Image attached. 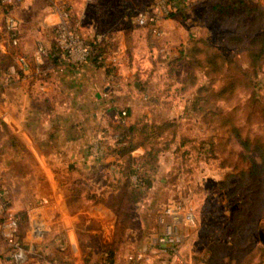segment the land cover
<instances>
[{
  "label": "crops",
  "instance_id": "0c3cea01",
  "mask_svg": "<svg viewBox=\"0 0 264 264\" xmlns=\"http://www.w3.org/2000/svg\"><path fill=\"white\" fill-rule=\"evenodd\" d=\"M129 1L71 2V14L78 10L84 19L88 30L83 36L86 42L93 40L94 34L88 32L95 24L112 25L108 35L112 46L103 49V56L106 64L114 66V71L95 65L91 59L77 65L54 57L50 28L59 22V17L50 0H13L9 5L19 21V46L8 49L0 42V60L6 61L0 64V189L8 190L11 210L23 222L21 237L29 248L23 264H102L104 254L112 245L116 210L123 190L107 194L105 203L94 201L86 206L81 201L86 199L94 182L92 178H72L70 174L73 169L87 172L99 165L89 154L91 142L96 138L115 142L119 106H134L136 90L125 79L130 80L135 66L133 60L125 57L123 41L125 34L132 35L145 49L148 41L129 33V28L121 29V25L131 19L125 13L131 6ZM204 1L170 0L175 11L160 22L161 40L165 45L153 46L154 53L165 49L172 54L175 46L185 44L193 24L189 15ZM146 4L148 8L151 0H146ZM141 28L149 31L148 27ZM39 43L48 51L43 59L36 57ZM16 51L28 56L29 67L24 73L9 76L7 67L13 62ZM119 77L125 81L120 85L113 81ZM74 94L81 99L70 103L69 98ZM45 103L51 108L45 107ZM104 159L107 167L116 157L109 154ZM60 171L69 177L62 176ZM16 182L20 184L21 195L15 200L17 196H13L10 188ZM73 182L74 187L66 190ZM94 189L97 196L103 195V189L100 193L97 187ZM117 196L119 202L113 212L111 202ZM29 207H34V215L43 217L48 224L42 239L33 240L25 226ZM1 237L0 231V264H14ZM125 242L114 264H145L128 260L131 253L122 250L127 245ZM146 248L145 245L143 250Z\"/></svg>",
  "mask_w": 264,
  "mask_h": 264
},
{
  "label": "rangeland",
  "instance_id": "374dc122",
  "mask_svg": "<svg viewBox=\"0 0 264 264\" xmlns=\"http://www.w3.org/2000/svg\"><path fill=\"white\" fill-rule=\"evenodd\" d=\"M129 2L131 6L125 13L131 19L122 24L121 29L129 28L131 30L129 33H133L138 38H146L148 45L147 49L142 48L139 41H135L132 35L125 34L123 41L125 57L133 60V66H135V72L132 73L130 80H125L128 85L135 88L136 94L133 98L134 106L128 107L121 104L119 111L124 109L127 111L128 121H146L152 123L151 125H160L166 121L171 124L163 132L161 131V135H157L160 134L157 130L151 128L150 132L149 129L148 132L151 134L146 140L147 147H138V152L134 153L135 155L143 153L146 156L149 152L144 161L157 159V164L156 167L151 164L155 169L152 186L145 191L144 197L139 203L130 206L131 225L127 231L128 236L125 242L127 245L125 244L126 246L122 250L124 253L126 251L131 253L130 255L142 253L144 256L140 262L145 264H177L178 262H171L167 257L151 252V249L144 251L143 247L152 244L157 212L167 203L180 201L191 207L195 213L194 223L184 228L185 237L180 248L183 264H208L203 259L211 250L212 245L229 244L233 241L231 230L235 223L234 214L241 203L247 201L251 205L254 204V201L249 200V197L244 194L250 192V183H247L245 178L243 179L239 174L241 169L246 167V162H243L240 157L242 149L229 134L228 126L224 124L225 119L222 117L228 113L233 115L235 124L242 129L243 135L264 141V122L256 118L247 121L244 112L245 102L251 96L264 97V59L260 63L257 73L250 74L248 77L250 87L238 89L230 100L216 101L209 97L212 91L219 90L224 83V77L217 75L216 81L210 84L203 93V95L209 94L207 96L210 101L208 100L203 109L195 112L192 110V102L196 97L197 88L209 85V79L200 68L191 70L192 67L186 60L170 62L186 46L187 41L185 44L175 46L172 54L170 52L168 54L167 51H164L165 49L154 53L152 47H163L164 40H161L162 37L153 36L149 32L150 30L143 29L134 22L139 12L146 9V0H131ZM262 3L264 5V1ZM210 4V0L202 2L189 15L193 24L190 26L188 39L190 36L195 39L202 37L211 43L213 48L221 51L225 57H234L239 60L242 68L246 69L247 60L246 55L243 54L244 49L232 48L225 43L223 36L229 30L223 28L212 16L209 10ZM70 19L82 37L87 35L88 30L85 29L84 19L78 10L71 14ZM110 28L112 25L99 23L95 24L88 33L94 35L101 33L107 37L111 33ZM151 36L155 43L150 42ZM105 43L104 48H106ZM108 46L111 47L112 44L108 43ZM5 62V59L0 60V64H5ZM191 71L194 83H188V75ZM119 78H114L113 81L119 85L125 82L121 77ZM162 126L164 127L163 124ZM0 128H2L1 122ZM115 131L119 133L118 129ZM143 137L138 134L136 141H141ZM108 139L96 138L91 143L102 146L104 154L107 156L110 154L112 144L115 143L113 139L111 141ZM160 148L165 150L156 152ZM104 157L100 161H96L100 162L99 169L87 172L73 169L70 174L72 178H92L94 182L92 189L87 191L88 194L85 195L84 201L80 200L86 206L92 205L94 201L105 203L109 193H122L121 181L124 180L125 175L120 167L123 165V161L113 160L112 164L105 167ZM151 165L148 168L151 167L152 171ZM26 170L32 172V169ZM15 171L16 169L12 173L10 172L9 178ZM59 173L69 177L68 174L65 175L61 171ZM239 181L244 185V196L239 194L240 190L239 193L230 195L229 192L234 183ZM252 186L254 187V185ZM72 187H74V182L68 184L66 190ZM93 187H97L99 193L103 189V195L97 196ZM10 189L13 196H17L15 200L18 199L21 195L20 184L16 182ZM118 196L113 202L110 200L113 212L119 202ZM9 199L11 202V198ZM263 215L262 210L254 224L259 222L263 227L250 233L255 248L264 247ZM20 220L22 219L20 218ZM22 229L23 222L21 221L20 236ZM1 240L6 246L5 239L1 237ZM7 248L9 252V247ZM255 258L254 261L257 262L258 258Z\"/></svg>",
  "mask_w": 264,
  "mask_h": 264
},
{
  "label": "trees",
  "instance_id": "16d2710c",
  "mask_svg": "<svg viewBox=\"0 0 264 264\" xmlns=\"http://www.w3.org/2000/svg\"><path fill=\"white\" fill-rule=\"evenodd\" d=\"M210 1V13L223 28L229 30L223 36V40L232 48L244 49L243 54L246 55L247 68L243 69L236 58L225 57L221 51L213 48L211 43L202 37L195 39L190 36L186 46L170 62L186 60L192 67L191 70L198 67L208 77L209 85H202L197 88L196 97L192 102V110L195 112L203 109L208 100L210 101L209 97L216 101H227L234 97L238 89L249 88L248 77H250V74L255 75L257 73L260 63L264 59L263 3L260 0ZM110 38L109 36L104 41L106 42V47H109ZM104 42L99 47H94L96 52L90 59L95 65L102 66L107 71H114V66L106 64L104 57L99 59V56L104 55ZM192 74L191 71L188 75V83L195 82L192 79ZM217 75L224 77L222 87L217 91L208 92L210 93V95L207 94L209 97L203 95L204 90L216 81ZM244 112L247 121L256 118L264 122V97L256 98L251 96L245 102ZM225 116L222 119H225L224 124L228 126L229 134L242 149L240 157L243 162H246V167L241 169L239 174L243 179L245 178L247 183H250V192H245L244 194L249 197V200L254 201V204H252L254 206L247 201L241 203L234 214L235 223L231 230L233 241L229 244L212 245L210 247L211 250L207 252L203 260L208 264H262L264 261V247L255 248L250 233L263 227L259 222L256 225L254 224L260 211L263 210L264 214V141L243 135L242 129L235 124L234 116L229 113L225 114ZM164 122L160 125H151L152 123L146 121L131 122L127 120L126 123H118L116 126L119 133H117L115 144L109 153L114 155L117 161H123V165L120 167L125 175L124 180L121 181L123 198L116 210L112 245L106 251V255L103 256L102 264H114L115 258L128 236L127 231L131 225L130 206L139 203L144 197L145 191L153 184V176L155 174L153 166L157 164V159L144 161L149 152L145 156L143 153L135 155L134 151L138 147H147L146 140L151 134V128L160 133L157 135H161V131L163 132L171 124ZM149 129L150 132H148ZM138 134L144 136L141 141H136ZM162 150L165 149L160 148L156 152ZM150 165L152 166V171L151 167L148 168ZM99 166L96 165L93 171L99 169ZM243 191L244 185L239 181L234 183L229 194L239 193L244 196ZM255 257L258 258L257 262L254 261L256 260Z\"/></svg>",
  "mask_w": 264,
  "mask_h": 264
},
{
  "label": "built area",
  "instance_id": "2783aa9c",
  "mask_svg": "<svg viewBox=\"0 0 264 264\" xmlns=\"http://www.w3.org/2000/svg\"><path fill=\"white\" fill-rule=\"evenodd\" d=\"M13 0H0V42L8 49H16L19 46V21L12 14L9 5ZM53 10L59 17V22L50 28L51 39L54 43V57L68 61L72 64H83L96 52L94 47H99L108 36L104 34H95L91 43L81 36L78 28L71 23V2L73 0H50ZM175 8L170 0H151V5L139 12L136 23L141 27H148L152 35L161 37L160 22L171 16ZM48 56L46 47L39 43L36 46L37 59H43ZM104 57L99 56V59ZM29 67L28 56L16 51L13 54V62L7 67L9 76L17 75L19 72H26ZM77 94L69 98L70 103L80 101ZM45 106L51 108L49 103ZM127 111L119 112V122H127ZM90 156L93 161H100L104 156L102 146L97 143L92 145ZM34 207L26 210L25 226L33 240L42 239L47 231L48 224L45 219L39 215H34ZM195 213L191 207L184 202L176 201L167 203L156 214V229L152 244L147 245L145 250L151 249V252L160 256L167 257L168 260L183 264L180 256V248L184 241V228L193 224ZM21 220L19 216L11 210L9 192L6 188L0 189V231L5 239L10 257L14 264H23L26 261L29 251L28 246L24 244V239L20 236ZM106 255V253L104 254ZM142 253L129 255L128 260L140 261L143 258ZM46 261H44L45 263ZM177 263V264H178ZM53 264V263H52Z\"/></svg>",
  "mask_w": 264,
  "mask_h": 264
}]
</instances>
